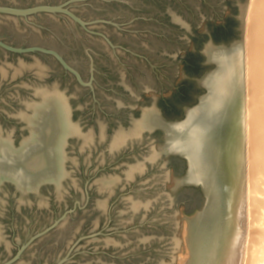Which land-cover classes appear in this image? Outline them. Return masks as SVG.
I'll return each instance as SVG.
<instances>
[{
  "label": "water",
  "instance_id": "obj_1",
  "mask_svg": "<svg viewBox=\"0 0 264 264\" xmlns=\"http://www.w3.org/2000/svg\"><path fill=\"white\" fill-rule=\"evenodd\" d=\"M249 0H0V264H240Z\"/></svg>",
  "mask_w": 264,
  "mask_h": 264
},
{
  "label": "bare ground",
  "instance_id": "obj_2",
  "mask_svg": "<svg viewBox=\"0 0 264 264\" xmlns=\"http://www.w3.org/2000/svg\"><path fill=\"white\" fill-rule=\"evenodd\" d=\"M252 62L253 86L245 69L246 190L240 210V264H264V0H258ZM252 88V91H251Z\"/></svg>",
  "mask_w": 264,
  "mask_h": 264
},
{
  "label": "rangeland",
  "instance_id": "obj_3",
  "mask_svg": "<svg viewBox=\"0 0 264 264\" xmlns=\"http://www.w3.org/2000/svg\"><path fill=\"white\" fill-rule=\"evenodd\" d=\"M258 0H249L248 1V9L245 17V35H244V44H245V54L247 55L246 62L250 61L252 62V53L253 48L255 46L254 41V32H255V24L254 21L256 19V14L258 12L259 5L257 4ZM245 59V58H244ZM245 69L247 70L248 79L251 81V85L253 86L252 79L257 78L255 77L254 72L251 70V68H247V64H245ZM255 86H253L254 88ZM252 91V88H251Z\"/></svg>",
  "mask_w": 264,
  "mask_h": 264
}]
</instances>
